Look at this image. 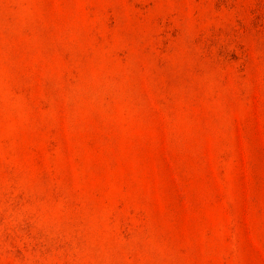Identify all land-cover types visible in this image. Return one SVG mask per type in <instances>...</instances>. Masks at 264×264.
Returning a JSON list of instances; mask_svg holds the SVG:
<instances>
[{"label": "rangeland", "instance_id": "1", "mask_svg": "<svg viewBox=\"0 0 264 264\" xmlns=\"http://www.w3.org/2000/svg\"><path fill=\"white\" fill-rule=\"evenodd\" d=\"M0 264H264V0H0Z\"/></svg>", "mask_w": 264, "mask_h": 264}]
</instances>
